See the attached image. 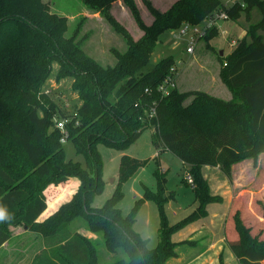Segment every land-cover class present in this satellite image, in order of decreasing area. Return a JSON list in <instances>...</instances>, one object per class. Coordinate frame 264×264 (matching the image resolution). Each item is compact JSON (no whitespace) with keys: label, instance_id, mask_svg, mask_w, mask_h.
Instances as JSON below:
<instances>
[{"label":"trees","instance_id":"obj_1","mask_svg":"<svg viewBox=\"0 0 264 264\" xmlns=\"http://www.w3.org/2000/svg\"><path fill=\"white\" fill-rule=\"evenodd\" d=\"M121 36L125 50L111 49L114 65L102 66L82 50L80 26L65 37L67 22L48 12L39 0H0V210L7 219L0 221V247L11 237L10 227H22L40 235L49 246L37 254L32 264H99L96 250L69 225L82 219L86 230L102 241L108 254L122 251L125 259L109 264H166L176 256L178 245L193 241H171L172 234L207 216L206 206L220 203L210 194L201 167H218L231 182L232 166L251 160L257 166L264 154V0H243L245 7L226 9L230 21L238 24L244 36L232 52L220 60L219 77L231 94L222 100L202 91L172 90L161 96L159 85L170 76L175 57L160 59L143 72L160 37L182 24H199L220 9L221 0H176L165 12L143 4L152 16L145 25L133 0H120L129 10L142 36L133 40L110 14L119 0H81ZM257 10L260 19L252 22ZM217 36L207 32L201 43L205 50ZM56 65L55 79H73L72 89L81 104L74 114L57 110L42 91ZM176 79V76H175ZM151 109L154 116L149 118ZM68 119L66 142H71L85 166L66 160L62 134L54 117ZM56 121V120H55ZM153 127L154 144L188 166L194 199L198 206L179 222L169 225L164 206L175 197L167 192L165 174L153 172L155 191L142 186V197L127 215L117 207L122 187L146 161L122 155L117 182L111 197L100 208H93L96 196L104 190L103 166L97 146L125 152L145 131ZM74 178L79 181L71 199L42 222L46 209L43 192L51 185ZM157 208V244L148 248L134 230L135 218L143 204ZM264 219V203L256 202ZM236 237L227 246L238 264L264 262V238L252 235L239 211L232 216ZM220 264L222 258H219Z\"/></svg>","mask_w":264,"mask_h":264},{"label":"rangeland","instance_id":"obj_2","mask_svg":"<svg viewBox=\"0 0 264 264\" xmlns=\"http://www.w3.org/2000/svg\"><path fill=\"white\" fill-rule=\"evenodd\" d=\"M39 1L41 4L47 7V10L50 14L55 15L58 18H64L66 20L67 31L65 33V37H70L76 26L79 24L80 31L78 36L79 38L84 37L85 39L82 50L85 52L86 55L97 61V63H99L100 65L102 66L114 65L115 59L110 51L111 49H115L119 52H123L125 50L126 46L121 36L113 32L111 27L105 22L103 18L99 16L98 13L88 10L81 0H39ZM133 1L135 3L136 9L138 10L142 22L145 25L150 23L153 18L149 13V11L147 10V8L145 7V5L143 4L142 0H133ZM147 1L151 4V6L154 9L160 12H165L176 0H147ZM110 14L112 15L113 19L128 32V34L132 37L133 40L135 39L137 40L141 37L142 32L139 30L136 23L134 22L129 10L122 4V1L119 0L116 3L112 4L110 8ZM251 18H252L251 19L252 22H257L260 19L259 12L256 9L252 11ZM224 24L225 26L223 25V28L224 30H226V32L228 33L233 32L234 30L233 25L230 22H226ZM235 30L236 32H239L237 31V28H235ZM176 32H177L176 29L167 31L160 37V40L156 45V48L151 56L150 63L144 68L143 72L149 71L156 62L168 56L175 57L174 66L176 68V72L182 69V65L178 66V63H180L179 62L180 60H187V57L184 54V49L186 48V46L184 44L176 46V41L173 38V35ZM262 35L264 42L263 32ZM199 45L202 46V43H200ZM211 45L215 48L216 51L213 50L212 54L210 53V55L212 56L210 57V59H209V55H206V57L202 56L201 64L203 69L202 68L201 70H199V68L192 69V70H196V72L202 71L204 73L201 74L199 72L196 73V75L194 74L191 75V79L194 80L191 82L188 79H185L184 81H182L181 79L182 83L180 82L179 86L176 85V90H180V89L185 90L186 88H192V87L201 90L203 88L205 89L211 86L217 87L219 84L225 86L221 82V79L219 77L220 69H218L219 66H217L216 62H218V53L220 50L225 51V53L229 52L227 48L228 46L222 40L221 36H216L214 40L211 42ZM197 56L198 55H196L195 57ZM184 62L186 63V61ZM56 72H57V67L56 65H54L52 73L49 79L45 82L42 91L45 92L51 98L57 110H60V112H66V114H74L76 109L80 106L81 102L78 99L77 94L72 89L73 79L63 78L60 79L59 81H56L55 79ZM184 72H186V68ZM181 84L183 85L182 87ZM204 86H208V87H204ZM60 119L62 118L55 116L54 122L55 120L58 121ZM150 131H152L153 133V127H151L150 125H146L145 131L142 132L140 137L133 144H131L126 149L125 152L129 155H135L142 159H145L144 160L146 161L145 166L139 170L140 173L139 177L143 181V183L154 185L155 178L153 176V172L161 165L165 169H168L166 173V177L168 179L167 188L170 191L179 192V195H182L184 199L189 202V200H191L192 198V191L189 188L190 186L185 179L184 167L179 163L178 159H176L174 156L173 157L171 156L172 159L170 160L167 159L169 158L167 156L170 155H167L165 159H163L164 156L162 151H160L158 144H154L152 142ZM63 151L65 153L66 160L75 163L78 162L82 167L85 166V161L83 156L77 155L75 153L71 142H66L63 144ZM97 151L102 161L104 182L108 183L105 191L99 197V201L103 202L106 199L110 198L111 196L110 187L112 185V178L114 177V174H117L118 171L120 151L106 147L103 144H99L97 146ZM154 151L159 152V154H161L160 165L157 159L149 158V156ZM256 168L258 169L255 171ZM69 179H74V178H69ZM238 179H239V183L245 190L243 196L240 198L243 206L239 210V213L245 225L251 228L252 235H259L260 238L262 239L264 238V219L261 218V208L256 202L260 201L264 203V159L261 158L259 165L253 167L250 174L240 175ZM75 180L79 184V181L77 179ZM124 185L122 187V191L126 194V197L123 201V207H125L126 202L131 203V197H132V192L130 191V189H128L129 185H127L125 189H123ZM182 200L179 201V203H181ZM183 202L185 201L183 200ZM228 223L229 224H227V226H230L229 220ZM77 227H81L86 230L85 224L82 219H76L75 221H73L69 225V231L72 229H76ZM232 230L235 233L234 229ZM18 241H19V247H22L24 239L17 238L16 242L18 243ZM149 247H153V246H149ZM98 255L100 257L99 264H109L118 259H125V255L122 253V251H118L117 253L114 254H108L105 248L104 251L102 253H98ZM262 264H264V262Z\"/></svg>","mask_w":264,"mask_h":264},{"label":"crops","instance_id":"obj_3","mask_svg":"<svg viewBox=\"0 0 264 264\" xmlns=\"http://www.w3.org/2000/svg\"><path fill=\"white\" fill-rule=\"evenodd\" d=\"M165 11V10H164ZM152 22V20H151ZM148 23L147 25L151 24ZM229 22L233 25V32H226L224 30L223 25L221 23L220 29L217 30V36H221L222 40L227 44V48L229 50L228 53L225 51L220 50L218 53V62H216L218 69H220V60L219 58L223 59L227 55H229L235 46L231 45V41L235 40L237 43L241 40L244 36V31L240 29V26L232 21ZM226 23V22H225ZM238 26V27H237ZM235 28H237L236 32ZM241 31V33H240ZM264 33V31H263ZM142 36V35H141ZM263 36V35H262ZM235 37V39H234ZM138 40V39H137ZM212 39L208 44L215 50V48L211 45ZM136 41V39H135ZM220 49V48H218ZM204 44L202 46L198 45L193 55H186L187 60H180L178 66L182 65V69L177 72L176 75V85L179 86L181 79L184 81L188 79L190 82L194 81L191 79V75H196V73H204L202 71L196 72L198 69L201 70L202 64V56L206 57V55L212 54V51L206 50L204 51ZM216 51V50H215ZM221 52V54H220ZM198 55L197 57H195ZM186 61V63L184 62ZM186 68V72H184ZM178 69V67H177ZM197 82V81H196ZM182 83V82H181ZM184 85V82H183ZM181 84V87L183 86ZM208 87V86H204ZM179 92H186V91H202L211 96L222 100H230L231 94L225 86L219 84L217 87H208L203 89H196L186 88L178 90ZM152 134V131H150ZM158 147L160 151L163 153V159L167 156L172 159L171 156L173 155L170 152L164 151L162 145L158 143ZM122 155H127L132 158H136L139 160H145L135 155H129L126 152H120L119 159ZM150 159H157L159 165L161 164L160 158L161 154L159 152L154 151L150 156ZM264 159V154H260L258 157V164L260 160ZM177 159V158H176ZM179 161V160H178ZM179 163L185 169V175L188 171V166L184 165L181 161ZM119 164V162H118ZM160 171L165 174L166 185L165 188L167 192H174L175 197L173 200L167 202L165 204V214L167 216V220L169 225H173L180 220L187 217L189 214L194 212L198 206V203L194 199V194L192 187L189 188L192 191V198L191 200L186 201L182 195H179V192L170 191L167 188L168 179L166 177V173L168 169H165L163 166L160 165ZM253 168L251 160H245L238 164L232 166V181L229 182L226 177L220 172L218 167H210V166H203L201 167V175L203 179H205L208 183L210 194L212 196H219L222 201L220 203H211L206 206V213L207 216L205 218L199 219L193 223H190L183 229L177 231L176 233L172 234L171 241L174 243H180L185 240L193 241L192 245H178L176 247V256L174 258H170L166 264H220L219 258H222L223 264H238L235 258L233 257L232 253L230 252L227 241L235 239V233L233 232V224H232V216L236 211H239L243 204L241 203L240 198L243 196L244 188L239 183L240 175H248L251 173ZM258 168L255 169V171ZM140 170V169H139ZM139 170L135 173V175L124 185V188L128 186V189L132 192L131 203L126 202L125 207H123V201L126 197V194L123 192L124 197L122 201L118 204V208L121 210L122 214L125 216L129 213L130 209L133 206V203L142 197V186L150 189L151 191H155L156 188V181L153 184H145L139 177ZM104 177V176H103ZM102 177L103 181L104 178ZM244 177V176H243ZM116 179L117 174H114L112 178V185L110 187L111 195L115 190L116 186ZM105 183V182H104ZM108 183L104 184L105 191ZM78 182L75 179H66L63 180L56 185H51L45 189L43 195L45 197L46 209L40 215L38 222L44 221L48 218L51 214H53L60 205L69 201L72 195L76 192L78 188ZM188 185V184H187ZM102 192V194H103ZM99 196H96L92 207L93 208H100L105 203V201H99ZM111 197V196H110ZM185 202H183V200ZM179 203V201H181ZM131 204V205H130ZM250 204V203H249ZM152 202L146 201L139 212L136 215L135 222L133 225V230L147 242L148 248H154L157 244V230H158V214L157 208ZM228 220L230 222V226H227ZM75 221V220H74ZM231 228V229H230ZM11 237L7 240L3 245L0 247V264H32L34 257L41 253L42 251L47 250V242L38 234L28 231L22 227H10ZM229 231V233H228ZM71 233H79L86 237L88 241L92 244L94 249L96 250L97 254L102 253L104 251V245L101 240L94 234L89 233L85 229L81 227H77L76 229L70 230ZM17 238H23V246L19 247ZM153 246V247H149ZM20 250V251H19Z\"/></svg>","mask_w":264,"mask_h":264},{"label":"built area","instance_id":"obj_4","mask_svg":"<svg viewBox=\"0 0 264 264\" xmlns=\"http://www.w3.org/2000/svg\"><path fill=\"white\" fill-rule=\"evenodd\" d=\"M221 6L218 11L213 12L209 15L204 21L199 24H189L184 23L178 29H176V33L173 35L174 40L176 41V46L184 44L186 48L184 49V53L187 55H193L195 52V48L201 43L202 39L205 37L208 31L211 29H220L221 23L229 22V15L226 13V9L232 7L244 8L245 4L243 0H223L221 1ZM232 46H236V41H231ZM170 76H167L163 82L158 87V92L161 96H167L169 93L176 89V80L175 76L177 75L176 68L172 67L170 69ZM149 118L154 116V110L151 109L149 113ZM68 123V119H60L55 121L56 129L59 130L62 134L60 142L62 144L66 143L67 139V131L65 129V125ZM185 179L187 183L193 187L192 178L189 174L185 175Z\"/></svg>","mask_w":264,"mask_h":264},{"label":"clouds","instance_id":"obj_5","mask_svg":"<svg viewBox=\"0 0 264 264\" xmlns=\"http://www.w3.org/2000/svg\"><path fill=\"white\" fill-rule=\"evenodd\" d=\"M7 219V214L3 210H0V221Z\"/></svg>","mask_w":264,"mask_h":264},{"label":"water","instance_id":"obj_6","mask_svg":"<svg viewBox=\"0 0 264 264\" xmlns=\"http://www.w3.org/2000/svg\"><path fill=\"white\" fill-rule=\"evenodd\" d=\"M220 54H221V52H220Z\"/></svg>","mask_w":264,"mask_h":264}]
</instances>
